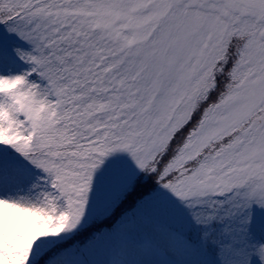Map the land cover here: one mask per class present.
<instances>
[{
    "label": "snow or ice",
    "instance_id": "1",
    "mask_svg": "<svg viewBox=\"0 0 264 264\" xmlns=\"http://www.w3.org/2000/svg\"><path fill=\"white\" fill-rule=\"evenodd\" d=\"M0 264H264V0H0Z\"/></svg>",
    "mask_w": 264,
    "mask_h": 264
}]
</instances>
